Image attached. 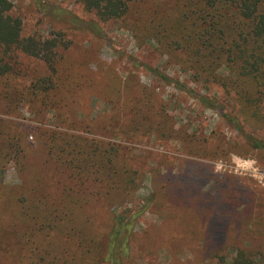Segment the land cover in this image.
I'll return each mask as SVG.
<instances>
[{"label":"trees","instance_id":"trees-1","mask_svg":"<svg viewBox=\"0 0 264 264\" xmlns=\"http://www.w3.org/2000/svg\"><path fill=\"white\" fill-rule=\"evenodd\" d=\"M73 1L99 20L118 22L138 45L153 44L200 88H221L234 112L215 98L203 96L200 100L206 107L220 110L242 134L244 151L264 154V140L245 132V127L254 131L264 128V0ZM11 9L10 0H0V113L16 114V109L27 102L36 115L46 108L53 110L58 125L84 124L77 115L83 116L82 93L93 83L78 76L73 62L69 66L63 61L59 50L67 45L61 31L46 37L23 36L22 20ZM88 25V30L98 32L95 22ZM20 54L41 61L45 73L24 83ZM112 79L114 83L108 77L96 86L101 100L109 105L108 113L115 118L100 130L114 135L123 127L136 135L172 129L163 106L154 108L151 91L145 85L136 84V94L125 102L121 94L129 87L128 78L121 82ZM84 126L83 130L91 133L92 125ZM37 131V149L44 157L38 171L43 173L30 182L28 200L14 198L18 222L9 223L8 231L16 229L12 225L18 227L13 234L2 232L0 261L13 251L15 260L7 264H22L27 243H48L56 235V254L41 250L38 244L37 251H29L28 257L41 259L42 264H136L131 254L132 235L139 217L158 194L146 197L138 208L131 206L142 176L128 161L127 147L56 129ZM25 135L16 122L0 118V184L7 164L12 163L20 173L28 169ZM220 146L217 143L223 152ZM216 153L213 158L219 157ZM202 203L207 207L212 204L205 197ZM251 208L249 205L247 211ZM215 256L216 264H264V250L260 249H237L229 258Z\"/></svg>","mask_w":264,"mask_h":264},{"label":"rangeland","instance_id":"rangeland-1","mask_svg":"<svg viewBox=\"0 0 264 264\" xmlns=\"http://www.w3.org/2000/svg\"><path fill=\"white\" fill-rule=\"evenodd\" d=\"M10 1L12 14L22 20V35L46 37L61 31L67 45L59 50L65 57L63 61L69 66L73 62L78 76L91 79L93 85L82 93L84 114H78L77 120L84 124L77 127L58 125L55 112L49 108L36 115L27 102L16 109V114L0 113V118L12 120L24 129L30 155L27 170L20 173L12 163L4 168L0 184V237L3 233L13 234L18 227L12 225L16 229L8 231L9 223L18 222L14 198L28 200L30 182L43 173L38 171L44 157L37 149L36 134L39 128H45L127 147L128 161L142 176L131 206L138 208L146 197L158 194L139 217L132 235L131 254L136 264H216V254L229 258L237 249L264 250V154L244 151L242 134L220 110L208 108L200 100L203 96L215 98L225 103L227 111L234 112L221 88H200L178 65L168 61L166 54L160 55L153 44L138 45L118 22L99 20L73 0ZM90 21L97 24L98 32L88 30ZM18 59L26 75L22 78L24 83L45 73L38 59L24 54ZM108 77L111 83L113 77L118 82L128 78L129 87L121 94L125 102L136 94V84L145 85L151 91L154 108L163 106L172 129L136 135H130L123 127L117 128L114 135L100 130L101 125L115 120L96 88L100 80ZM84 125H92L91 133L83 130ZM245 132L264 140V128L254 131L245 127ZM217 143H221L223 152ZM233 144L236 145L230 150ZM214 153L219 157L213 158ZM48 166L52 168L51 164ZM204 197L212 203L209 207L203 205ZM249 205L253 208L247 211ZM48 243H27L22 264H32L28 253H35V246L42 245L41 250L56 254V235ZM13 255V251L9 252L0 264L14 261ZM51 257L52 254L48 255ZM42 262L34 257L33 264Z\"/></svg>","mask_w":264,"mask_h":264}]
</instances>
